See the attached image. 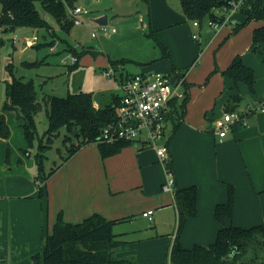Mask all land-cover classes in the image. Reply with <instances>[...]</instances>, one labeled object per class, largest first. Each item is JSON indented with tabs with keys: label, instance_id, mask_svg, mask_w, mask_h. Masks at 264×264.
<instances>
[{
	"label": "crops",
	"instance_id": "obj_1",
	"mask_svg": "<svg viewBox=\"0 0 264 264\" xmlns=\"http://www.w3.org/2000/svg\"><path fill=\"white\" fill-rule=\"evenodd\" d=\"M146 3L149 6L161 4L165 9L166 20L155 23V30L182 26L180 13L172 10L170 0H149ZM238 15L240 22L245 19L243 14L238 12ZM262 24V20H252L246 29L241 28L240 34L234 36L237 32L232 33L231 28L217 34L220 43L231 36V57L242 54L254 72L256 67L252 65L251 57H245L247 53L243 49L250 45L247 51H261L264 43L253 46L252 34L254 28ZM109 31L106 35L114 32ZM160 38L168 46V58L173 61L169 40L163 31ZM161 58L143 61L147 64L141 71L152 69L146 67L148 64L149 67H163ZM256 59L264 61L259 56ZM227 62L219 68L220 74L213 76L211 84L202 87L192 84L187 73L181 70L185 67L182 64L174 62L173 68L163 71L171 74L174 80L183 76L188 83L187 87L181 86L189 93L184 119L175 131L172 124L168 128L176 188L196 185L198 189L197 213L187 217L180 235L185 247L196 243L207 245L216 239L220 224L215 219L214 210L218 203L227 201L228 184L235 189L234 215L228 223L244 227L264 223V111L259 108L264 100V81L260 82L262 79L255 74L257 81L252 92L255 105H244L243 99L239 104L241 110L251 109L247 113V123L234 127L226 137L218 139L213 132V119L222 114L232 94L240 93L244 98L249 90L245 83L236 87L231 78L226 76L225 80L222 70ZM138 72L125 68L118 76ZM113 95L114 92L112 99ZM4 98L5 91H2L0 113L5 114L8 124L14 123L17 112L3 110ZM94 103L103 107L95 100ZM7 143L30 154L27 148L30 143L23 127L17 132L10 127L9 137L0 141V151ZM20 161L22 165L14 163L9 168L10 177L0 182V264H38L31 255L41 249L60 212L69 222L82 221L93 213L109 219L122 218L124 220L114 225L117 237L123 241L116 250L117 256L132 258L138 264H170L179 212L175 194L163 190L167 171L154 148L132 142L103 157L97 142L85 144L47 178L44 196H40L37 184L23 182L18 172L22 168L26 170L30 161L24 162L21 158ZM33 166L34 163L28 167L33 169ZM16 169L19 171L14 172ZM150 209L154 210L152 219L143 215Z\"/></svg>",
	"mask_w": 264,
	"mask_h": 264
},
{
	"label": "trees",
	"instance_id": "obj_2",
	"mask_svg": "<svg viewBox=\"0 0 264 264\" xmlns=\"http://www.w3.org/2000/svg\"><path fill=\"white\" fill-rule=\"evenodd\" d=\"M75 1L0 0V29L14 31L20 27L33 29L46 27L49 25L48 16H50L66 31H70L75 24L68 13L67 5L74 6ZM179 2L187 20L200 21V23L205 16H209L210 20L217 19L218 9L237 6V11L243 14L245 19L231 28L232 33H236L252 20L264 21V0H179ZM153 35L162 50V56L169 57L168 46L161 40L156 30L152 31ZM252 41L253 46L264 43V24L254 28ZM3 43L4 40L1 38L0 48ZM79 55H77L78 59ZM128 61L126 58L112 60V66L119 63L125 69ZM6 67L11 74V80L6 83L2 108L17 112V117L22 120L25 135L30 145H33V139L37 134L36 115L43 103L33 80L17 77L10 64ZM222 74L231 78L236 87L245 83L252 92L255 91L257 78L254 69L245 63L242 54L234 56L230 64L222 70ZM183 85L187 87L188 83L184 81ZM183 89L185 96L176 104L175 114L170 115L173 131L186 113L189 93L186 88ZM230 98L234 101L233 104L228 103ZM242 99L240 93L232 94L225 103V110L238 109ZM44 101L49 105V124L45 133L57 135L62 128H65V138L70 141L77 139V142L72 143L68 153L58 164L45 171L44 150L49 145L40 138L39 151L36 154L39 167L38 179L43 182L40 185V196L45 194L44 183L47 178L81 146L97 142L102 156L106 157L132 143L124 140L114 143L99 141L103 126L116 116L115 104L118 102V97L115 94L111 103L103 107L95 105L92 92L82 90L70 92L66 96L47 95ZM241 125L239 123L237 126ZM9 135L10 126L6 116L0 113V141L7 139ZM169 165L172 167L171 161ZM175 204L179 212V224L170 251V264H264V223L248 227L233 222L228 223L234 215L235 189L232 184H228L227 201L215 206L214 215L220 226L216 239L210 244L196 243L191 247H185L180 241L187 217L197 213V186L176 188ZM120 220L124 219H109L100 213H93L82 221L69 222L60 212L52 231L46 234L41 249L33 253L31 258L38 264H138L132 258L116 255L117 248L123 242L114 231L115 223Z\"/></svg>",
	"mask_w": 264,
	"mask_h": 264
},
{
	"label": "rangeland",
	"instance_id": "obj_3",
	"mask_svg": "<svg viewBox=\"0 0 264 264\" xmlns=\"http://www.w3.org/2000/svg\"><path fill=\"white\" fill-rule=\"evenodd\" d=\"M75 2L81 6L87 5L91 12L83 16L84 22L81 25H74L70 31H66L50 16H48V27L34 28V30L20 27L14 31L0 29V39L4 40L0 48V96L2 91H5L6 83L11 80V74L6 68L10 64L17 77L34 81L43 103L36 115L37 134L33 139V145L27 147L30 154L27 155L19 149L20 153L11 143H7L0 151V182H5L6 178L10 177L9 168L14 163L22 165L21 158L24 162L30 161L28 166L34 163L33 169L27 166L26 170L22 168L21 171L17 169L13 171H19L18 174L24 183L37 184L40 189L43 182L37 177L39 167L36 160L40 138L49 145L44 150L45 171L58 164L68 153L72 143L77 142V139H72V142L65 138V128H62L57 135L45 133L49 124V105L44 101L45 96L52 94L66 96L70 92L89 91L92 92L96 102L105 106L111 102L112 92H117L116 76L123 70V66L116 63L113 66L117 69V75L110 77L105 75L103 70L112 67V60L126 58L129 60L126 70L138 72L147 64L143 61L162 56V50L154 35L152 36V31L156 29L153 25L166 20L164 17L166 12L161 4L149 6L144 0H76ZM169 4L173 11H179L182 26L180 28L178 26V28L163 27L156 31L160 36L161 31L165 33L174 60L165 57L159 59L163 67L157 65L149 67V64L146 67L152 68L150 70L168 71L173 68L175 62L177 65L185 66L181 70L187 73V78L193 82V85L202 87L211 84L213 76L220 74L219 68H222V64L228 61L227 67L233 58L231 57L233 49L229 48L231 36L220 43L221 38L217 37V34L226 28H233L240 22L238 11L235 8H224L216 12L217 19L221 21L227 19L231 26L222 23L219 28H215L209 16H205L199 26H195L193 20H186L184 17L179 0H170ZM104 15L108 16L107 28L114 31L110 35H106L101 30V24L96 21ZM248 24L249 22L243 27L245 28ZM240 30L234 36L240 34ZM93 31H97L96 36L92 35ZM34 33L39 36L36 43L30 44L24 41L13 43L15 34L22 36L34 35ZM194 34H200L199 39H196ZM249 49L250 45L243 49V52L247 53L245 57H251L252 65L256 67L255 74L258 79H262L260 82H263L264 61L256 59V56L264 59V47L258 53L247 51ZM72 54L79 55V61L74 64L75 66L62 63L61 59L65 56L70 61L69 55ZM165 64H167L166 67H164ZM224 78L227 80L225 75ZM233 102L231 98L228 101L231 104ZM243 104L255 105L250 88L244 95ZM21 123L20 118H15L14 123L9 124L11 129L17 132L19 128L22 130Z\"/></svg>",
	"mask_w": 264,
	"mask_h": 264
},
{
	"label": "built area",
	"instance_id": "obj_4",
	"mask_svg": "<svg viewBox=\"0 0 264 264\" xmlns=\"http://www.w3.org/2000/svg\"><path fill=\"white\" fill-rule=\"evenodd\" d=\"M66 1V0H63ZM68 7V13L74 24L84 22L83 16L91 12L90 8L81 5ZM236 9L237 6L232 7ZM230 25L228 20L215 19L211 20V24L215 28H219L221 24ZM195 26H199V21H194ZM101 30L109 34L106 24H101ZM93 36L97 35V31H93ZM198 39L200 34H194ZM39 36L15 34L13 41H24L27 43H36ZM61 59L62 63L68 65L76 64L79 59L76 55H69ZM103 73L108 77L117 75V70L114 66L106 68ZM117 84L114 94L118 97V102L115 104L116 116L113 120L103 126L99 141L114 143L124 140L131 142H141L156 150L160 160L163 161L167 178L163 184V190L174 193L176 191V177L169 162L171 161L169 152L168 126L171 123L170 115L175 114L174 108L181 99L184 98L185 92L181 87L184 82V77H177L175 80L169 73L149 70L141 71L134 74H128L120 78L116 76ZM259 108L264 111V100ZM251 109H236L224 110L221 115L213 119V132L218 139L226 137L230 130L236 127L239 123L242 125L247 123V113ZM154 210L150 209L143 212V215L152 219Z\"/></svg>",
	"mask_w": 264,
	"mask_h": 264
},
{
	"label": "water",
	"instance_id": "obj_5",
	"mask_svg": "<svg viewBox=\"0 0 264 264\" xmlns=\"http://www.w3.org/2000/svg\"><path fill=\"white\" fill-rule=\"evenodd\" d=\"M96 21L99 24H107L108 23V16L107 15L101 16V17L97 18ZM254 50H256V48H254Z\"/></svg>",
	"mask_w": 264,
	"mask_h": 264
}]
</instances>
